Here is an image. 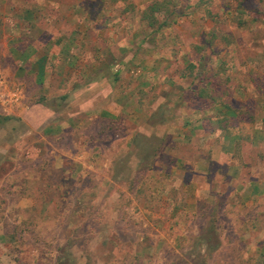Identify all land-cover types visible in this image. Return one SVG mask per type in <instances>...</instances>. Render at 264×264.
I'll return each mask as SVG.
<instances>
[{
  "label": "rangeland",
  "instance_id": "obj_1",
  "mask_svg": "<svg viewBox=\"0 0 264 264\" xmlns=\"http://www.w3.org/2000/svg\"><path fill=\"white\" fill-rule=\"evenodd\" d=\"M0 113V264H264V0H0Z\"/></svg>",
  "mask_w": 264,
  "mask_h": 264
},
{
  "label": "crops",
  "instance_id": "obj_2",
  "mask_svg": "<svg viewBox=\"0 0 264 264\" xmlns=\"http://www.w3.org/2000/svg\"><path fill=\"white\" fill-rule=\"evenodd\" d=\"M63 34H66V33H63ZM78 34H70V35H65V37L67 36V37H69V39H67L66 41H65V44H59V41H61L60 39V37L58 38L59 40L58 41H56L55 42V44L56 45H58V46H60L61 47V50H60V52H59V54H60V56L63 54V56H64V58H65V62H67V61H69V59H70V57L72 56V52H73V46H74V42L76 41V40H78V36H77ZM71 36V37H70ZM54 38L55 37H52L51 39H50V41H48L47 43H46V45L48 46V45H52V44H54V42L52 41V40H54ZM82 41L81 42H83V37H82V39H81ZM82 49L84 50V47H82ZM46 52H44L43 54H42V56H41V58L39 59L40 61H46V59H47V56H48V54L46 53ZM47 55V56H46ZM40 73V72H39ZM120 80V79H119ZM112 90V89H111ZM116 91V90H115ZM110 92H112V91H110V89H108V92L105 94V97H107V96H109L110 97ZM117 95H118V97L120 98V99H122V97H125V92H120V93H117ZM114 106V105H113ZM109 108H111V106L109 105ZM122 109L124 108V107H121ZM121 109L119 108V107H117V112H119ZM222 133H225V132H219V135L218 136H220V134H222ZM223 139L224 140H226L227 141V144H223V145H221V147L218 149V150H215L214 152H213V154L210 156V159H209V161H206L207 163H209V162H212V161H215L216 163H220L221 165L222 164H229V163H231V161H232V159H233V154H234V151H235V148H233L232 147V142L233 141H235V139L231 136V135H229V134H227V133H225L224 135H223ZM235 142H237V141H235ZM204 162V161H203ZM209 165V164H208ZM229 165H231V166H233V163H231V164H229ZM234 165H236V164H234Z\"/></svg>",
  "mask_w": 264,
  "mask_h": 264
},
{
  "label": "trees",
  "instance_id": "obj_3",
  "mask_svg": "<svg viewBox=\"0 0 264 264\" xmlns=\"http://www.w3.org/2000/svg\"><path fill=\"white\" fill-rule=\"evenodd\" d=\"M164 8L165 7L162 5V3H159L157 5L155 4V5L151 6L149 14L152 16V18L156 19L157 12H159L161 9H164ZM171 14L173 15V13H171ZM200 96H203V91L200 92ZM230 110H232V109H230ZM14 119H15L14 116L5 115V114L0 113V128L3 127L8 122L14 120Z\"/></svg>",
  "mask_w": 264,
  "mask_h": 264
}]
</instances>
